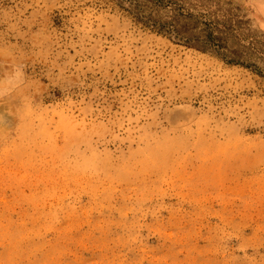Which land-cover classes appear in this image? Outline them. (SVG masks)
Here are the masks:
<instances>
[{
  "label": "rangeland",
  "instance_id": "obj_1",
  "mask_svg": "<svg viewBox=\"0 0 264 264\" xmlns=\"http://www.w3.org/2000/svg\"><path fill=\"white\" fill-rule=\"evenodd\" d=\"M176 2L264 39V0ZM14 66L0 264H264V77L115 0H0Z\"/></svg>",
  "mask_w": 264,
  "mask_h": 264
},
{
  "label": "trees",
  "instance_id": "obj_2",
  "mask_svg": "<svg viewBox=\"0 0 264 264\" xmlns=\"http://www.w3.org/2000/svg\"><path fill=\"white\" fill-rule=\"evenodd\" d=\"M115 1L138 22L158 33L169 35L187 47L216 54L227 63L243 66L264 77V39L242 34L235 28L240 23L236 14L226 18L215 12L212 17L207 12H200V16L209 17L202 20L188 13L176 2L179 0ZM187 19L189 26L183 23Z\"/></svg>",
  "mask_w": 264,
  "mask_h": 264
},
{
  "label": "clouds",
  "instance_id": "obj_3",
  "mask_svg": "<svg viewBox=\"0 0 264 264\" xmlns=\"http://www.w3.org/2000/svg\"><path fill=\"white\" fill-rule=\"evenodd\" d=\"M24 78L23 68L20 66H14L11 73L0 78V96L10 92L17 87Z\"/></svg>",
  "mask_w": 264,
  "mask_h": 264
}]
</instances>
